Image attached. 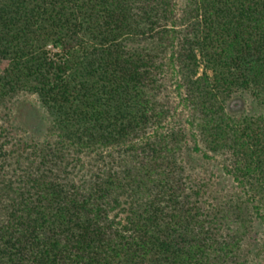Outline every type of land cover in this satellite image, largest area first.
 Instances as JSON below:
<instances>
[{"label": "trees", "instance_id": "1", "mask_svg": "<svg viewBox=\"0 0 264 264\" xmlns=\"http://www.w3.org/2000/svg\"><path fill=\"white\" fill-rule=\"evenodd\" d=\"M262 226L264 0H0V264H252Z\"/></svg>", "mask_w": 264, "mask_h": 264}, {"label": "rangeland", "instance_id": "2", "mask_svg": "<svg viewBox=\"0 0 264 264\" xmlns=\"http://www.w3.org/2000/svg\"><path fill=\"white\" fill-rule=\"evenodd\" d=\"M27 96L21 97V98H26ZM239 104V102L237 103ZM249 102L247 101L244 106L246 105L248 108ZM37 109V108H35ZM36 111V110H34ZM32 113V110L30 109L28 113ZM27 113V115H28ZM26 115V116H27ZM32 115L29 114L28 117ZM41 115V114H40ZM39 115V116H40ZM34 117V115H33ZM38 119V118H37ZM35 128H38V124L35 126ZM192 162H191V168L194 169L195 174H199V172H202L203 170H208V174L209 176L212 175L213 177V181L217 182V184L215 185L216 188H219L220 191L222 192V194L228 193L229 191L233 190L234 188V183L231 181V179L225 175L223 173V171L221 170L220 166H218L215 162L210 163L207 162L206 160L203 161L201 160L198 156L192 155ZM83 159V163H80L79 165L83 166V170L84 172L89 175L91 173V170L99 167V163H97L96 159H93V157L91 155H83L82 157ZM106 161V160H104ZM212 162V161H211ZM190 168V166H189ZM83 172V175H84ZM79 175H81V173H79ZM262 234H264V227H253L249 233L251 237V239L246 238L244 239V248H246V250L250 249V255L249 256V260L252 259V264H264V251H260V253L255 254L254 255V251L256 250V248H258L260 246V243L263 240V236ZM247 254V253H246Z\"/></svg>", "mask_w": 264, "mask_h": 264}]
</instances>
